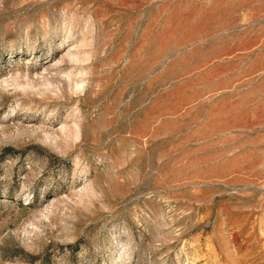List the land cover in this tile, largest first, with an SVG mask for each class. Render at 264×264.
Masks as SVG:
<instances>
[{
    "label": "rangeland",
    "instance_id": "obj_1",
    "mask_svg": "<svg viewBox=\"0 0 264 264\" xmlns=\"http://www.w3.org/2000/svg\"><path fill=\"white\" fill-rule=\"evenodd\" d=\"M0 264H264V0H0Z\"/></svg>",
    "mask_w": 264,
    "mask_h": 264
}]
</instances>
